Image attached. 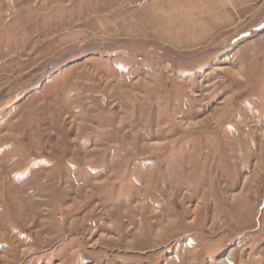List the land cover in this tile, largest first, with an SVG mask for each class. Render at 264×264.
I'll use <instances>...</instances> for the list:
<instances>
[{
	"label": "rangeland",
	"instance_id": "obj_1",
	"mask_svg": "<svg viewBox=\"0 0 264 264\" xmlns=\"http://www.w3.org/2000/svg\"><path fill=\"white\" fill-rule=\"evenodd\" d=\"M0 264H264V0H0Z\"/></svg>",
	"mask_w": 264,
	"mask_h": 264
},
{
	"label": "built area",
	"instance_id": "obj_2",
	"mask_svg": "<svg viewBox=\"0 0 264 264\" xmlns=\"http://www.w3.org/2000/svg\"><path fill=\"white\" fill-rule=\"evenodd\" d=\"M153 0H126V7L128 9H136L145 6Z\"/></svg>",
	"mask_w": 264,
	"mask_h": 264
}]
</instances>
